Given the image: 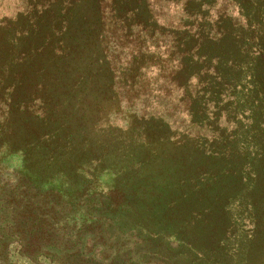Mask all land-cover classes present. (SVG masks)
I'll return each instance as SVG.
<instances>
[{
  "label": "rangeland",
  "instance_id": "374dc122",
  "mask_svg": "<svg viewBox=\"0 0 264 264\" xmlns=\"http://www.w3.org/2000/svg\"><path fill=\"white\" fill-rule=\"evenodd\" d=\"M89 1L0 0L1 51L18 43L17 35L25 30L20 24L28 16L32 22L39 14L62 16L70 11L75 15L82 10L103 18V25L100 19L90 25L85 42L87 63L95 69L103 61L113 69L127 63L136 68L130 76L115 78L120 98L106 99L110 95L107 92L100 98L98 87L104 83L100 79L96 84L91 82L95 92L89 102L92 108L99 102L109 119L106 128L110 132L101 137L105 142L102 145L107 144L106 160L96 170L93 168L98 165L91 166L96 175L93 181L91 174L83 180L73 178V200L80 205L69 211L75 215L73 220L68 219L60 227L65 234L71 233L70 241H75L84 227L103 223L108 249L104 260L93 255L92 260L79 264H212L207 252L221 251V245L226 244L231 253L221 259L223 264H264V214L258 224L254 223L250 205L249 219L247 223L242 221L244 226L241 219L240 223L233 222L229 213L231 205L239 202L250 185L254 194L260 193L264 178L247 179L243 169L241 179L250 184L241 188L238 176L220 177L226 166H234L238 157H244L246 149L251 151L248 157H254L252 150L257 145L252 137L264 130V0H198L196 13L186 12L188 0H147L153 22L146 25L143 33L133 24L141 19L149 22L150 14L144 13L135 0L122 7L126 13H113L108 1L101 5ZM111 14H120L116 20H123L124 33L114 27L117 23ZM134 14H142L143 18ZM208 28H214L215 35L208 33ZM222 29L229 35L221 38ZM196 36L202 39L204 50L193 51L196 61L185 57L180 63L171 60L173 47L177 58L182 49L193 50ZM204 53L211 56L210 62H215L211 68L215 77H205L209 87L200 95L201 102L193 103L184 90L204 70L197 61H203L199 55ZM122 82H126V89ZM204 103L207 107L216 104V116L200 114L199 106ZM257 110L261 113L256 118L258 128L245 125L244 118L251 122L249 116ZM221 126L232 131H217ZM172 132L175 138H171ZM137 136H142L143 141H138ZM213 136L227 144L217 146L211 142ZM98 139L99 136L94 142L98 143ZM126 155H133L132 161ZM245 166L244 163L242 167ZM20 167L18 155L0 153V180H11ZM172 200L176 205L170 207ZM118 201L122 202V211L115 215L113 204ZM170 217L176 219L173 223L194 221L200 236L194 235L193 242L186 241L178 229L168 225ZM201 232L211 237L205 238ZM227 235L229 242H225ZM184 245L205 254L192 258ZM8 262L31 264L19 256L15 245L9 247ZM39 264L51 263L42 259Z\"/></svg>",
  "mask_w": 264,
  "mask_h": 264
},
{
  "label": "trees",
  "instance_id": "16d2710c",
  "mask_svg": "<svg viewBox=\"0 0 264 264\" xmlns=\"http://www.w3.org/2000/svg\"><path fill=\"white\" fill-rule=\"evenodd\" d=\"M97 1L100 5L103 1L110 2L113 13H116V10L119 13L123 11L126 13L127 10L122 7L130 2V0H90L89 2L96 4ZM135 2L143 7L144 13L150 14L149 22L146 23V20L141 19L133 24L140 27L139 32L143 33L146 25L153 22L152 12L149 10L147 0H135ZM199 3L198 0H188L185 6L186 12H194ZM111 15L116 20L120 14ZM135 16L143 18L142 14H134ZM92 17H95V20H91ZM98 19L103 25V18L98 14H85L82 10L75 15L70 11L62 16L39 14L32 22L28 16L20 24L25 30L17 35L18 43L7 46L4 51L0 50V153L16 154L21 163V167L12 174L11 180H0V264H10L8 254L11 245H15L19 256L31 264H39L42 259L51 264H79L92 260L93 255H98L101 260L106 258L104 252L108 248L103 237V223L84 227L75 241H70L73 237L71 233L65 234L64 229L60 227L61 223H65L68 219L73 220L75 215L70 214L69 211H73L72 207L80 205V202L73 200L75 194V190L72 189L73 178L83 180L91 174L90 180L93 181L96 175L90 170L91 166L98 165L93 168L96 170L106 160L107 144L102 145L105 142L101 137H105L106 132H110L108 131L110 128H106L109 119L106 118L107 114L99 102L96 103V108H92L89 102V97L95 92L90 88L91 82L96 84L100 79V83H104L98 87L100 98L103 99V94L107 92L111 96L106 99L110 97L116 99L120 98V95L115 88L117 85L115 78L123 74L130 76L136 72V68L128 63L118 64L114 66L115 69L104 61L102 65H95L97 69L87 63L88 49L85 42L87 43L90 35V25L96 23ZM122 22L123 20L120 22L116 20L117 25L114 27L124 33L123 28L126 25ZM207 32L215 35L214 28H208ZM219 33L221 38L229 35L225 29L220 30ZM194 40L197 48L195 46L189 52L182 49L179 58L175 57L176 50L173 47L171 60L180 63L185 57L190 61H196L195 52L202 53L204 50L202 39L196 36ZM171 45H175V42L171 41ZM104 47L108 50L106 45ZM211 47L209 46V49ZM205 50L207 52L208 49ZM199 57L203 61H197L203 65L204 70L193 75L196 81L190 83L184 90L193 103L201 102L200 95L209 87L204 83L205 77L209 75L215 77L214 71H211L215 62H210L208 59L211 56L204 53ZM121 85L123 89L128 87L125 86L126 82H122ZM207 99L211 100L210 97ZM216 99L221 98L216 96ZM202 105L203 107L199 106L200 114L215 115L216 104L210 107L205 106V103ZM258 112V110L254 112L256 116L254 113L249 116L252 118L251 122L245 117V125L258 128L256 120ZM157 124L161 128L160 121ZM224 128L221 126L216 130L232 131H225ZM170 135L171 138H175L174 132ZM97 136H99L98 143L94 142ZM141 137L137 136L138 141H143ZM252 138L257 145L252 150L254 157H248L251 151L246 149L244 157H238L234 166H226V171L220 173L221 178L228 175L238 176L236 181L240 178L238 186L241 185V188L250 184L247 180L241 179L243 169L247 179L264 178V130L259 131V134ZM203 139L207 140L206 137ZM212 139L211 142L217 146L227 144L218 137L213 136ZM216 156L217 154L214 153L213 157ZM126 159L132 161L133 155H126ZM244 163L245 168L242 167ZM203 178L207 177L203 176ZM247 189V192L243 190L244 194L239 202L231 205L229 213L233 222L240 223L241 219L242 224V221L247 223L250 216L248 209L251 205L254 210V212L252 210L253 220L254 217L256 219L254 223L258 224L264 214L262 206L264 186L257 194H254L251 185ZM140 190L143 189L140 187ZM135 201L133 197L132 202ZM121 204V201L113 204L115 215L122 211ZM170 204V207L176 205L173 200ZM241 211H244V216H241ZM125 213H130V210H125ZM170 220L171 217L167 219L168 225H171L173 230H180L179 232L177 230V233L186 241L193 242L194 235L200 236L193 224L194 221L189 220L183 224L173 223L176 219ZM179 224L184 226L183 229ZM201 234L205 238L211 237L208 236V232ZM229 241L227 235L225 242ZM191 242L187 243L191 245ZM184 246L192 258L199 259L200 254H205L194 246H192L194 248ZM220 250L214 253L207 252L212 264H223L221 259H227L228 254L231 253L229 252L231 248L227 244L221 245Z\"/></svg>",
  "mask_w": 264,
  "mask_h": 264
}]
</instances>
